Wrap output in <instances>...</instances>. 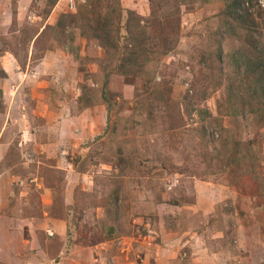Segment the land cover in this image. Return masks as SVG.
<instances>
[{
  "label": "rangeland",
  "instance_id": "1",
  "mask_svg": "<svg viewBox=\"0 0 264 264\" xmlns=\"http://www.w3.org/2000/svg\"><path fill=\"white\" fill-rule=\"evenodd\" d=\"M120 3L124 45L128 10L151 5ZM81 4L0 0V264H264V121L244 91L240 114L218 111L224 5L156 21L153 37H180L142 78L82 34ZM246 6L259 20L262 0Z\"/></svg>",
  "mask_w": 264,
  "mask_h": 264
},
{
  "label": "trees",
  "instance_id": "2",
  "mask_svg": "<svg viewBox=\"0 0 264 264\" xmlns=\"http://www.w3.org/2000/svg\"><path fill=\"white\" fill-rule=\"evenodd\" d=\"M58 1L48 0L50 9H53ZM219 1L224 8L219 13L220 29L215 33L218 38L215 47H218L216 56L219 69L216 74L222 78V86L226 91L222 103H218V111L222 114H240V96L244 91L249 112L264 121V41L259 39L262 36L259 29L261 25L264 30V12L258 8L255 13L260 19L257 20L250 7L246 6L252 0ZM188 3L189 0H150L151 15L148 17L135 10H128L125 25L127 38L124 45L121 44L123 8L120 0H84V4L78 8V13L70 18H75V23L79 25L84 36L89 35L99 40L107 49L121 54V64L118 66L120 74L143 78L151 69H154V74L158 73V61L177 46L180 37L178 28L173 29L169 36L163 35L161 39H157L156 35L153 37L149 31L156 26V21L162 23L170 16L180 17V7ZM228 37L238 40L240 45L229 58H225L222 45ZM225 59L227 65L224 64ZM216 82L212 85L218 88L220 83ZM87 95V88L83 87L80 108H89L94 104ZM203 112L205 111H200L202 119ZM209 116L211 115L208 113ZM233 146L232 142L224 145L227 150L231 149L228 157L234 152ZM244 157L247 161L250 155L246 154ZM248 163L254 164L257 171L258 161L252 159Z\"/></svg>",
  "mask_w": 264,
  "mask_h": 264
},
{
  "label": "built area",
  "instance_id": "3",
  "mask_svg": "<svg viewBox=\"0 0 264 264\" xmlns=\"http://www.w3.org/2000/svg\"><path fill=\"white\" fill-rule=\"evenodd\" d=\"M262 3L264 4V0H262Z\"/></svg>",
  "mask_w": 264,
  "mask_h": 264
},
{
  "label": "crops",
  "instance_id": "4",
  "mask_svg": "<svg viewBox=\"0 0 264 264\" xmlns=\"http://www.w3.org/2000/svg\"><path fill=\"white\" fill-rule=\"evenodd\" d=\"M43 63H45V62H43ZM94 248H95V246H93ZM91 250H93V249H91Z\"/></svg>",
  "mask_w": 264,
  "mask_h": 264
}]
</instances>
